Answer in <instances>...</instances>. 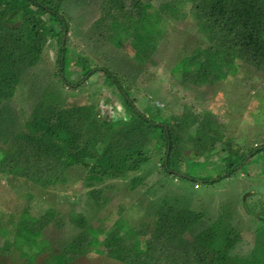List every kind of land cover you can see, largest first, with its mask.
<instances>
[{
	"label": "trees",
	"instance_id": "1",
	"mask_svg": "<svg viewBox=\"0 0 264 264\" xmlns=\"http://www.w3.org/2000/svg\"><path fill=\"white\" fill-rule=\"evenodd\" d=\"M63 2L0 0V150L23 160L24 164L14 166L13 172L45 191L63 189L76 175L85 188H95L85 198L91 210L86 205L76 209L73 204L64 214L56 205L48 204L42 212L33 214L35 195L28 193V205L22 209L13 238L0 241V264L4 257L10 258L11 264H70L96 251L100 244L108 257L126 264H243L245 258L236 253L243 237L241 231L232 226L223 228L220 221L207 218L204 211L188 206L174 192L150 195L143 190L144 208L137 227L132 221L135 219L125 214L137 206L125 202L118 205L120 216L108 228L93 223L112 196L124 195L123 187L129 183L130 194L133 187L142 191L145 184L146 189L157 186L131 175L140 171L155 149H160L163 170L179 179L181 174L173 172L171 165L178 155L184 156V151H191L197 144L203 147L200 157L211 160L214 152L222 153L217 149L222 140L215 132L218 122L211 114L199 116L190 109L179 121H157L143 111L138 113V98L122 86L118 91L121 99L114 98L116 104L103 103L110 109L108 117L90 105L72 101L67 91L91 69L104 68L74 47L62 12ZM151 2L103 0L96 30L100 36L109 37L126 13L146 26ZM205 2L210 11L219 14V22L213 31L195 14L200 31L217 49L264 77V0ZM223 62L217 53L197 47L183 62L182 80L202 84L209 73L223 77ZM72 74L76 76L70 81L68 76ZM110 76L115 83L114 76ZM117 100L127 104L130 115H113ZM53 106L86 110L70 113L49 126L28 122L35 111ZM137 122H143L151 131L144 136L139 129H131ZM91 146L96 148L93 159L87 156ZM226 149L227 165L232 170L246 155L238 150L231 152V145ZM81 194L75 192L76 197L70 201L79 202ZM93 204L97 213L92 211ZM51 226L60 233L56 243L47 237ZM102 232L105 236L97 238Z\"/></svg>",
	"mask_w": 264,
	"mask_h": 264
},
{
	"label": "rangeland",
	"instance_id": "2",
	"mask_svg": "<svg viewBox=\"0 0 264 264\" xmlns=\"http://www.w3.org/2000/svg\"><path fill=\"white\" fill-rule=\"evenodd\" d=\"M102 1L64 0L62 4L74 47L104 68V71L91 69L76 87L67 91L72 101L90 105L91 109L108 117L111 113L106 106L116 104V96L121 99L118 91L122 86L138 98L135 100L137 112L143 111L157 121L170 118L179 121L181 115L190 109L199 116L211 114L218 122L214 129L221 137L217 149L222 153L214 152L211 160L203 159L200 157L203 147L196 144L191 151H184V156L178 155L173 160L174 170L187 176L179 174V179H176L174 174L163 170L160 149H155L140 171L131 175H138L136 177L157 186L146 189L145 184L142 191L133 187L130 194L129 183L123 187L124 195L112 196L113 199L100 212L97 213L96 206L92 205V211L97 213L93 223L108 228L120 216L118 205L125 202L139 208L133 207L125 212L127 217L135 219L132 221L137 227L140 224V218H137L142 216L144 208L143 190L150 195L174 192L188 206L204 211L207 218L220 221L223 228L232 226L241 231L243 237L236 253L245 258L243 264H264V77L257 76L250 68L240 65L236 58L217 49L200 31L195 14L206 28L213 31L219 22V14L210 11L205 0H151L152 6L148 9L151 16L145 22L146 26L126 13L109 37L100 36L96 30ZM200 46L217 53L224 60V75L209 73L202 84L184 82L183 62ZM110 75L114 76L115 83ZM74 76H68L70 81ZM117 103L113 115L125 112L130 115L125 102L117 100ZM83 109L86 110L84 107L42 108L35 111L28 122L34 126H49L70 113H83ZM130 128L139 129L144 136L151 131L143 122H137ZM152 130L157 131L156 128ZM187 144L190 145V141ZM227 145H231V152L238 150L246 155L232 170L227 165ZM94 149L91 146L87 150L91 159L96 156ZM9 157L0 150V241L13 238L22 209L28 205L30 192L35 195L33 214L42 212L48 204L56 205L64 214L73 208V204L76 209L83 205L90 209L85 198L93 194L95 188H85L76 175L63 189L45 191L15 174L14 166L23 165L24 161L17 156ZM75 192H82L83 198L74 203L76 199L70 200L76 197ZM59 236L54 226L49 227L47 237L50 240L56 243ZM104 236L102 232L97 238ZM1 264H11V259L4 257ZM70 264L126 263L108 257L100 244L96 251Z\"/></svg>",
	"mask_w": 264,
	"mask_h": 264
},
{
	"label": "water",
	"instance_id": "3",
	"mask_svg": "<svg viewBox=\"0 0 264 264\" xmlns=\"http://www.w3.org/2000/svg\"><path fill=\"white\" fill-rule=\"evenodd\" d=\"M66 35H67V31L65 30V32L63 34V38H62V44L63 45H64V41H65ZM163 126L167 127L166 124H164ZM167 131H168V129H167ZM173 172H176V173H179V174L183 175L182 173L178 172L177 170H173Z\"/></svg>",
	"mask_w": 264,
	"mask_h": 264
},
{
	"label": "clouds",
	"instance_id": "4",
	"mask_svg": "<svg viewBox=\"0 0 264 264\" xmlns=\"http://www.w3.org/2000/svg\"><path fill=\"white\" fill-rule=\"evenodd\" d=\"M178 171V170H177Z\"/></svg>",
	"mask_w": 264,
	"mask_h": 264
}]
</instances>
